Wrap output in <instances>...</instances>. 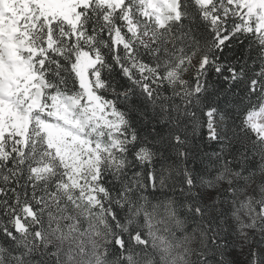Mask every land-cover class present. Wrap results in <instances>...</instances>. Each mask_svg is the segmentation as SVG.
Returning <instances> with one entry per match:
<instances>
[{
    "label": "snow or ice",
    "instance_id": "obj_1",
    "mask_svg": "<svg viewBox=\"0 0 264 264\" xmlns=\"http://www.w3.org/2000/svg\"><path fill=\"white\" fill-rule=\"evenodd\" d=\"M0 264H264V0H0Z\"/></svg>",
    "mask_w": 264,
    "mask_h": 264
}]
</instances>
